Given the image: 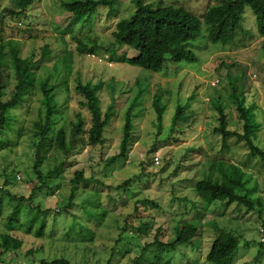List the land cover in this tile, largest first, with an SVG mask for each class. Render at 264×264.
<instances>
[{
    "label": "rangeland",
    "instance_id": "rangeland-1",
    "mask_svg": "<svg viewBox=\"0 0 264 264\" xmlns=\"http://www.w3.org/2000/svg\"><path fill=\"white\" fill-rule=\"evenodd\" d=\"M219 1L150 0L155 6H184L200 18ZM60 2L35 0L26 16L20 17L7 10H16L15 0H0L4 101L15 93L17 83L7 41L19 43L22 57L33 54L35 60L42 59L44 47L51 52L36 69V83L9 109L0 131V236L7 232L24 240L23 248L5 260L0 256V264L25 262L31 248L38 249L32 264H40L42 258H66L73 264H212L206 255L214 227L239 237L233 264H264V158L251 154L243 139L214 132L221 123L218 106L227 115L228 128L243 131L237 98L243 99L245 105L253 106L259 124L254 143L264 150V37L258 33L253 9L246 7L243 31L232 43L209 41L204 24L201 37L191 45L198 61H167L162 70L154 72L98 58L112 55L106 49H114L117 56L135 55L114 36L135 10L131 0H116L111 8L100 5L90 17L78 21ZM79 39L89 46L96 41L97 47L81 52ZM69 54L70 72L64 66ZM56 65L62 70L52 80L58 86V110L40 150L43 180L34 167L40 140L37 122L45 119L46 110L39 81L53 73ZM78 78L102 82L97 92L102 111L109 106L113 110L103 144H91L87 139L91 114L82 104L85 98L77 90ZM217 78L220 83L212 86ZM138 94L127 156L108 164V157L119 152L126 112ZM156 96L164 108L161 121L154 105ZM179 106L185 113L173 126ZM80 116L83 130L75 135L74 124ZM61 127L66 129L65 148L57 137ZM158 153L161 162L155 164ZM231 163L244 171L246 186L239 192L255 200L254 209L239 203L205 208L195 192L197 181ZM214 164L216 168H212ZM78 172L85 179L78 182L72 200ZM133 176V182L121 187ZM32 190L31 200H20ZM149 201L159 206L153 207ZM17 204L20 212L10 223L8 217ZM191 221L199 225L191 243L164 250L148 246L155 240H173L175 226Z\"/></svg>",
    "mask_w": 264,
    "mask_h": 264
},
{
    "label": "trees",
    "instance_id": "trees-1",
    "mask_svg": "<svg viewBox=\"0 0 264 264\" xmlns=\"http://www.w3.org/2000/svg\"><path fill=\"white\" fill-rule=\"evenodd\" d=\"M116 0H61V6L68 12L72 13L74 20L90 17L98 6L104 5L109 8L114 6ZM35 2V0H15L16 10L7 9L13 16H26L27 9ZM134 4V12L124 20L118 32H114L115 39L119 44L127 46L135 55L129 56L123 54L117 56L114 49H106L112 55H109L111 62H125L134 66L149 69L158 72L163 69L167 61L181 62L184 60L195 62L198 61L196 53L192 50V42L197 40L202 35L204 24L207 28V38L214 43H221L228 45L233 42L237 33L243 31L244 14L247 6H250L257 20L258 33L264 37V0H220L218 3L208 7L203 17L200 18L193 11L184 7L173 4L153 5L150 0H131ZM2 19V18H1ZM118 34V35H117ZM9 46L10 55L12 57L13 66L17 78V83L14 87L15 93L10 99L4 101L2 99L3 87L0 82V131L8 120V111L15 105L24 92L36 83V69L39 63L51 52L47 47L43 49L42 59L34 58L31 54L28 57H22L20 48L17 42L8 40L6 43ZM4 45L0 41V68H2V58H4ZM97 47V42L94 41L92 46L87 45L82 40H78V49L81 52L94 51ZM108 54V53H107ZM68 60L64 65L66 70H71L72 55L69 54L65 58ZM62 72L61 66L56 65L55 71L49 74L46 78L40 79L41 89L43 92V103L45 105V119H40L37 122L39 128L37 133L40 135L38 142V153L36 155L35 169L41 179L44 177L39 171V166L42 163L43 155L41 147L46 143L47 134L51 130L54 114L58 110V102L56 100L57 85L52 81L54 77H58ZM66 77H68L66 75ZM66 82L65 87H68ZM64 82V83H65ZM139 84V83H138ZM102 82L93 84L91 82H82L80 78L77 79V90L81 93L85 101L83 106L88 108L91 114V125L87 131V139L91 144H103L106 140L104 136L105 127L109 124L110 116L113 112L111 106L103 113L101 108V100L97 94ZM141 94V92H140ZM138 94L126 112L123 137L120 143L119 152L108 157L107 163L113 164L127 156L129 150V143L132 136V110L136 105ZM160 97L156 96L154 105L158 111V119L162 120L163 110L159 102ZM221 111L220 125L214 128V132H219L224 138L235 136L243 139L249 147L251 154L259 155L264 158V150L254 143L253 136L259 128L258 122L254 119V112L252 105H245V100L237 98V108L243 120V131L228 128L227 115L223 108L218 106ZM185 108L179 106L174 117L172 125L175 126L177 122L182 119ZM84 120L80 116L78 121L74 124V134L78 135L83 130ZM59 145L63 148L67 145L66 129L61 127L57 132ZM216 168V164L212 166ZM21 178V177H20ZM136 176H133L124 181L121 187L128 186ZM83 172L76 173L73 179L72 200L75 196V189L78 182L84 180ZM44 180V179H43ZM246 186L244 171L236 164L231 163L225 168L218 166L217 173L207 175L197 181L195 185V192L202 201L205 208L209 206L224 205L229 207L233 203L245 205L249 210L255 207V200L248 194L240 193V189ZM35 190V188H34ZM31 191L27 198L20 200H31L35 192ZM14 196V195H12ZM13 198H18L14 196ZM153 207L159 206L155 201H149ZM72 203H69V207ZM20 204L15 205L9 215V222L13 223L14 219L20 212ZM215 236L211 240L209 251L206 259L212 264H233L235 257L240 247V239L232 232L222 230L214 227ZM263 233L264 234V228ZM176 235L171 241L162 242L155 240L154 243H149L148 246L157 245L160 249H175L180 244H189L197 236L199 225L194 224L193 221L183 225L175 226ZM0 250L1 258L10 253L17 252L23 248L24 240L20 239L12 233H3L0 236ZM264 238V235L262 236ZM261 238V239H262ZM264 243V241H261ZM38 249L31 248L27 251V259L25 262L20 261L15 264H32V258ZM31 257V258H30ZM40 264H73L66 258H56L48 260L42 258Z\"/></svg>",
    "mask_w": 264,
    "mask_h": 264
},
{
    "label": "built area",
    "instance_id": "built-area-1",
    "mask_svg": "<svg viewBox=\"0 0 264 264\" xmlns=\"http://www.w3.org/2000/svg\"><path fill=\"white\" fill-rule=\"evenodd\" d=\"M91 55L93 57H95L96 53L95 52H91ZM98 58H99L100 61H107L110 64H112V62L109 60V55L108 54L104 55L103 57L102 56H98ZM219 83H220V79H218V78L211 81V85L212 86H217ZM160 162H161V156L158 153V154H156L154 156V163L155 164H160ZM18 178L20 179V176H18ZM261 232H263V229H261ZM261 240L264 241V238H262Z\"/></svg>",
    "mask_w": 264,
    "mask_h": 264
},
{
    "label": "crops",
    "instance_id": "crops-1",
    "mask_svg": "<svg viewBox=\"0 0 264 264\" xmlns=\"http://www.w3.org/2000/svg\"><path fill=\"white\" fill-rule=\"evenodd\" d=\"M210 245H211V242H210V244H209V247H210Z\"/></svg>",
    "mask_w": 264,
    "mask_h": 264
}]
</instances>
